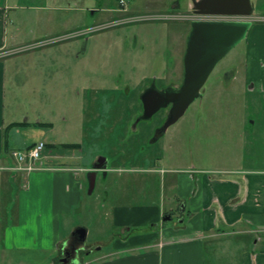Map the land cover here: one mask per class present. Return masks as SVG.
I'll return each mask as SVG.
<instances>
[{
  "label": "rangeland",
  "instance_id": "obj_1",
  "mask_svg": "<svg viewBox=\"0 0 264 264\" xmlns=\"http://www.w3.org/2000/svg\"><path fill=\"white\" fill-rule=\"evenodd\" d=\"M193 1L16 0L25 7L11 13L35 16L40 31L58 24L62 31L38 38L31 48L20 44L5 58L7 118L14 113L28 121L22 132L13 131L11 145L23 149V142L44 136L53 144L50 154L75 157L53 161L44 155L26 178L9 180V172L0 171V264H57V244L80 226L87 229L84 260L110 252L113 235L124 230L113 225L112 206L170 207L171 191L156 168H187L194 159L215 172L264 169V90L247 86L253 75L248 65L257 60L264 67V0H251L255 12L246 38L218 62L203 96L182 117L157 140L168 109L134 127L143 112L140 95L153 75L161 87L183 81ZM44 40L51 41L37 43ZM98 155L111 162L89 193L88 169ZM58 163L85 167L82 189L68 198L56 190L52 168ZM40 172L32 182L29 174ZM18 201L27 219L19 226L12 217Z\"/></svg>",
  "mask_w": 264,
  "mask_h": 264
},
{
  "label": "crops",
  "instance_id": "obj_2",
  "mask_svg": "<svg viewBox=\"0 0 264 264\" xmlns=\"http://www.w3.org/2000/svg\"><path fill=\"white\" fill-rule=\"evenodd\" d=\"M21 7L25 6L16 0H0V54L14 51L20 44L29 45L45 35L62 31L60 24L57 29L40 31L35 26V16L11 13ZM7 57V54L0 55V171L7 170L2 167L10 165L13 160V131H21L20 127L28 124V121L19 124L21 122L14 113L7 118ZM248 69L253 70V75L251 73L247 81L248 88L253 91L264 90V67L254 60ZM39 123L42 126L45 124ZM43 139L44 136L31 143L23 142V149ZM46 145V159L59 161L75 157L72 154L67 157L50 154L48 149L53 148V144L46 142ZM198 165L192 159L191 166L187 168L170 166L152 170L161 173L165 185L171 191L170 207L166 209L142 204L112 206L113 225L118 230L124 229L113 235L114 249L88 260L83 259L84 249H81L79 263L227 264L224 261L232 257L239 261L237 264H264V245H260L264 241V169L215 172ZM52 169L56 190L59 189L62 196L68 198L82 189L80 172L85 167L58 163ZM167 171L171 174L168 178L165 176ZM8 172L9 180L25 175L11 170ZM40 174H29L32 182L38 181ZM169 211L177 213L169 220H176L172 224H165L167 220L164 221L163 217ZM13 212L12 217L16 218L17 226L26 222L20 201L14 206ZM239 239L241 242H237ZM61 243L64 242L57 244L59 248ZM60 255L59 250L57 258Z\"/></svg>",
  "mask_w": 264,
  "mask_h": 264
},
{
  "label": "water",
  "instance_id": "obj_3",
  "mask_svg": "<svg viewBox=\"0 0 264 264\" xmlns=\"http://www.w3.org/2000/svg\"><path fill=\"white\" fill-rule=\"evenodd\" d=\"M193 9L196 14L202 16L228 15L239 18L194 19L187 40L182 83L160 88L153 81L142 91L140 98L144 104V112L136 119V123L151 119L157 111L170 106L167 118L156 131L154 140L182 117L193 101L203 96V87L218 62L246 38L253 24L251 16L255 6L251 0H194ZM105 167L107 168L108 164ZM96 179L97 170L91 168L88 171L89 193L93 192ZM164 219H171V215L168 214ZM86 236L87 229L80 226L71 233L69 240L81 241L78 247L80 250L85 248Z\"/></svg>",
  "mask_w": 264,
  "mask_h": 264
},
{
  "label": "built area",
  "instance_id": "obj_4",
  "mask_svg": "<svg viewBox=\"0 0 264 264\" xmlns=\"http://www.w3.org/2000/svg\"><path fill=\"white\" fill-rule=\"evenodd\" d=\"M124 0H120V3L123 4ZM122 7V6H121ZM213 19H238L237 16H228V15H215L208 16ZM51 40H44L37 42L38 44H48ZM35 44L31 43L26 46V48H31ZM15 51H7L1 53L0 55L4 56L6 54L13 53ZM46 151V143L43 140H39L34 143V145L28 147L27 149H15L11 152L12 162L10 165L4 166L2 168L16 171L18 173L27 174V172L33 171L35 166L34 162L43 159ZM41 168V167H40Z\"/></svg>",
  "mask_w": 264,
  "mask_h": 264
},
{
  "label": "flooded vegetation",
  "instance_id": "obj_5",
  "mask_svg": "<svg viewBox=\"0 0 264 264\" xmlns=\"http://www.w3.org/2000/svg\"><path fill=\"white\" fill-rule=\"evenodd\" d=\"M192 7H193V3H192ZM193 11H194V9H193ZM254 12H255V9H254ZM195 13V12H194ZM235 74H236V72H235V69H232L231 71H229L228 73H227V76L228 77H234L235 76ZM152 78H153V80L151 81V83L153 82V81H155L156 82V84H157V86H159L158 85V83H157V81H158V76H156L155 75V77H154V75L152 76ZM151 83L149 84V85H151ZM148 85V86H149ZM147 86V87H148ZM253 86V85H252ZM160 88H161V86H159ZM142 104H143V102H142ZM169 108H170V106H168V107H165V108H162V109H168V111H169ZM162 109H160L159 111H161ZM159 111H157L156 113H158ZM143 112H144V104H143ZM142 112V113H143ZM141 113V114H142ZM155 113V114H156ZM140 114V115H141ZM154 114V115H155ZM168 114V113H167ZM139 115V116H140ZM153 115V116H154ZM138 116V117H139ZM152 116V117H153ZM137 117V118H138ZM167 118V117H166ZM165 122V121H164ZM137 123H136V121H135V123H134V127H136L135 125H136ZM164 124V123H163ZM162 124V125H163ZM161 125V126H162ZM161 126L159 127V128H157L156 129V131L158 130V129H160L161 128ZM156 131H155V133H156ZM155 133H154V136H155ZM162 136V135H161ZM160 136V137H161ZM158 139V138H157ZM156 139V140H157ZM110 162H111V160H110V157L109 156H103V155H98L96 158H95V161H94V163H93V166L92 167H90L89 169H88V171L91 169V168H93V169H96L97 170V175L99 174V172H107V170H108V168H109V164H110ZM106 164H108V167L106 168L105 167V165ZM175 212H173V211H169L168 213H166L165 215H164V217H163V220L165 221V217L168 215V214H170L171 215V218H172V216H173V214H174ZM80 242L81 241H79V240H76V239H72V240H68V241H66V242H64V243H61L60 244V251H61V256H60V258H59V261H58V263L57 264H75V262H79L80 261V256H79V254H80V251H81V249L79 250L78 249V247H79V244H80ZM85 249V248H84ZM72 259V260H71Z\"/></svg>",
  "mask_w": 264,
  "mask_h": 264
},
{
  "label": "trees",
  "instance_id": "obj_6",
  "mask_svg": "<svg viewBox=\"0 0 264 264\" xmlns=\"http://www.w3.org/2000/svg\"><path fill=\"white\" fill-rule=\"evenodd\" d=\"M19 124H22V123H19ZM6 134H7V131L5 130V136H6ZM77 145H78L77 143H63L62 144L63 147H76ZM165 223H166V221H165Z\"/></svg>",
  "mask_w": 264,
  "mask_h": 264
},
{
  "label": "bare ground",
  "instance_id": "obj_7",
  "mask_svg": "<svg viewBox=\"0 0 264 264\" xmlns=\"http://www.w3.org/2000/svg\"><path fill=\"white\" fill-rule=\"evenodd\" d=\"M72 260V259H71Z\"/></svg>",
  "mask_w": 264,
  "mask_h": 264
}]
</instances>
